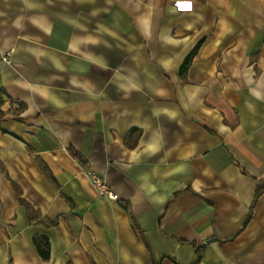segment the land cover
Instances as JSON below:
<instances>
[{
  "label": "crops",
  "instance_id": "crops-1",
  "mask_svg": "<svg viewBox=\"0 0 264 264\" xmlns=\"http://www.w3.org/2000/svg\"><path fill=\"white\" fill-rule=\"evenodd\" d=\"M0 51V264H264V0H0Z\"/></svg>",
  "mask_w": 264,
  "mask_h": 264
},
{
  "label": "built area",
  "instance_id": "built-area-1",
  "mask_svg": "<svg viewBox=\"0 0 264 264\" xmlns=\"http://www.w3.org/2000/svg\"><path fill=\"white\" fill-rule=\"evenodd\" d=\"M11 63V52L8 53H1L0 51V74L1 70L4 66L9 65ZM2 97V91L0 89V98ZM88 175L93 182L96 190L101 199L106 201H117L118 196L113 191L111 186L105 180V177L99 173H97L93 169L88 170Z\"/></svg>",
  "mask_w": 264,
  "mask_h": 264
},
{
  "label": "trees",
  "instance_id": "trees-1",
  "mask_svg": "<svg viewBox=\"0 0 264 264\" xmlns=\"http://www.w3.org/2000/svg\"><path fill=\"white\" fill-rule=\"evenodd\" d=\"M70 153L72 154V156L74 158H77L81 163H84V159L77 153H75L73 150H70ZM264 193V187L258 189L257 193H256V197L255 200H258L259 197Z\"/></svg>",
  "mask_w": 264,
  "mask_h": 264
}]
</instances>
